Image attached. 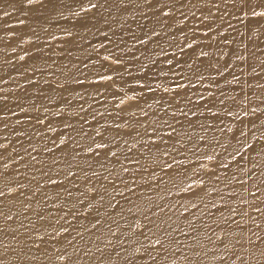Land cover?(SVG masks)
<instances>
[{
  "label": "bare ground",
  "instance_id": "obj_1",
  "mask_svg": "<svg viewBox=\"0 0 264 264\" xmlns=\"http://www.w3.org/2000/svg\"><path fill=\"white\" fill-rule=\"evenodd\" d=\"M89 3L98 7L81 11ZM216 4L225 8L220 0H0V264H152L145 247L152 251L157 238L156 264H264V154L233 160L232 133L205 131L199 111L171 115L177 92L182 101L201 92L208 99L207 91L229 97L227 107L245 124L253 117L241 106L264 109V19L241 15L239 4L221 19ZM193 40V49L184 47ZM187 64L199 66L204 85L215 76L219 86L205 90L192 79L196 88L171 89L173 76L188 84ZM214 111L224 116L222 106ZM164 120L185 142L168 157L161 153L174 141L152 134ZM224 123L244 126L232 117ZM93 140L117 156L105 158ZM172 156L183 163L162 167ZM69 166L75 177L66 175ZM61 225L68 231L56 236Z\"/></svg>",
  "mask_w": 264,
  "mask_h": 264
},
{
  "label": "snow or ice",
  "instance_id": "obj_2",
  "mask_svg": "<svg viewBox=\"0 0 264 264\" xmlns=\"http://www.w3.org/2000/svg\"><path fill=\"white\" fill-rule=\"evenodd\" d=\"M34 2H36V0H27L28 4H33ZM121 2H123V0H121ZM221 3L224 4L225 8L221 9L219 7V4H216L215 6L217 7V11L220 12L221 15V19H223L224 16H228L229 13L225 10L228 6H232V7H236L237 4H239V13L243 16H248L249 13L252 17H259L264 19V11H256L255 8H260V7H264V0H256L255 3H253V0H220ZM98 5L95 3H89L88 9L85 8H81V11L83 12H87L89 9H95L97 8ZM245 9H247V11H245ZM165 16H168L167 12L163 13ZM205 20H207V17H204ZM257 23H259V21H257ZM229 27H231V25H229ZM209 32L212 31L211 26L208 27ZM154 35H158V33H153ZM67 35H72L71 32L67 33ZM205 35H207V33H205ZM221 35H223V33H221ZM55 38V37H54ZM139 43H146L147 41L144 40H139ZM224 43L227 44L229 43V41H227L226 39L224 40ZM193 44H195V40H193L192 43L189 44H185L184 47L188 48V49H193ZM180 51L183 52L184 48H180ZM194 51V50H193ZM199 57H208L209 53L203 50H200L198 53ZM20 59H24L23 56L20 57ZM239 59H243V57H240ZM117 63H119V61H117ZM169 64L172 63V60L168 61ZM185 63H187V61H185ZM202 63V62H201ZM211 66V65H210ZM188 70L189 72L186 74H183L184 78H188V75L190 74L191 78L188 79V84H176V88H196L197 84L192 83V79H195L197 81V83L200 84L201 87L205 88V90L210 89V88H214V87H218V81L216 80L215 76L211 77V80L213 81V83H210L208 85H204L202 82L207 78L204 74H202L199 70V66H197L196 68H193V64H187ZM231 67L230 64H227V62L225 63L224 66V70L226 71L227 68ZM220 76H223L224 73L223 71L218 73ZM101 79H107V80H111L112 77L111 76H106V77H101ZM234 80H238L239 77L234 76L233 77ZM82 83V82H81ZM258 87H264V85H259ZM2 91V90H0ZM148 91H152L151 88L148 89ZM165 92H168L169 89H164ZM185 95H188V93H185ZM221 95L223 96V93H221ZM207 97L208 99L205 98V95L201 92L197 95V98L193 101L191 99L188 100H183L180 97V93H176L175 96L172 97V102L176 105V110L174 112L171 113L173 120L175 121L177 116H183L185 119L189 118V113L191 114V116L195 117L197 116V112L199 111V114L201 117L204 118L205 121H208L209 123L206 124H202L201 127L204 128L205 131H218L222 134H224L225 136L227 135V133H232L231 136V140H234L236 142L237 147L233 148V155H232V159L235 160V158L237 156H241L242 152H248L249 156H251L252 153H257L259 154H264V143H261L262 141H264V120H261V115H264V109L259 108V106H254L251 107L250 109L247 108V106H241V110L243 112V116L244 117H248L249 115H251L253 117L252 120L248 121V124L244 123V120L241 118V113L240 112H233L232 110H230L227 107L226 101L229 100V97H224L222 99L217 100L215 98V95L212 91H207ZM6 97L0 96V100H5ZM234 102V101H233ZM121 103H123V101H121ZM261 103H264V101H261ZM222 106L223 107V111H224V116L222 117L220 112L218 111H214V109L217 106ZM166 107H171V105H166ZM22 111H24V109H21ZM47 111V110H45ZM205 113H208L210 115H205ZM259 113V114H258ZM14 114V113H13ZM102 115V114H101ZM143 115L147 116L148 114L145 112L143 113ZM165 115H167V113H165ZM227 117H232L233 120H236L239 122L240 125H244L243 127H239L237 125H229L224 123V120ZM3 117L0 116V120H2ZM93 119H95V117H93ZM260 121V124H257V121ZM210 121H217L218 124H212L210 123ZM38 123L43 124V120H37ZM17 123H19V121H17ZM85 123H87V121H85ZM192 121L189 119V124H191ZM249 125L251 127H249ZM66 128H70L71 125L65 124L64 125ZM117 129L120 127L119 124H117L115 126ZM165 128L170 129V130H165ZM54 131V129H51ZM176 134V136L174 137L173 134ZM257 133H260L259 136H257ZM152 134L153 135H157L159 137V139L163 142V144L168 145L169 141L172 140L174 141V143L171 145V151L169 150H164L161 155L163 157H168L171 156L172 152H177L176 149V144H180L181 147L184 146V141L182 140V138H179V133H177V129L176 127H174L173 125L169 124L167 120L162 121V126H156L152 128ZM96 135H100L99 132L96 133ZM145 135H148V131L147 129H145ZM165 137H167L168 139H165ZM214 139H216V137H213ZM149 140H151V136H149ZM198 141H204L205 137L204 136H199L197 138ZM249 141H252V143H250ZM61 143H64V140L61 139ZM93 143L95 144V149H106L107 151L105 152V158L108 155H111L112 157H116L117 153L111 151V149L108 147L107 143H95V140H93ZM187 143H191L193 144V151H198L199 150V143L197 141H194L192 137L188 138ZM152 145L157 147V149H159V145L156 144L155 141H152ZM228 146H231L230 142L228 144ZM5 146L0 144V148H4ZM220 147L224 148L225 151H227V147L223 144L220 145ZM88 152H94L95 156H100V153L98 151H95L91 146H89L87 148ZM206 155V158L209 160L214 159V156L212 155ZM241 158L243 159L244 157L241 156ZM33 159H35V157H33ZM251 162V161H250ZM137 163H139L137 161ZM183 161L177 160L175 158V156H172V160L171 163L168 162H163L162 167L167 168V169H172L174 164H182ZM221 167L227 168L228 165L227 164H221ZM5 167H7V165H5ZM89 167H91L89 165ZM101 168H103V165H101ZM83 171V170H82ZM129 169L127 167L123 168V172H128ZM67 176H71V177H75V173L71 171V167L69 166V171L66 174ZM92 175L98 176L99 174L95 171L92 172ZM105 180L108 179L107 176L103 177ZM49 181L53 184H58L59 182L51 180V178L49 177ZM201 184L204 183L203 180L200 181ZM189 187H191V185H189ZM9 191H11V189H9ZM66 194L68 197L72 196V192L71 191H67L66 190ZM122 194V193H121ZM4 195L3 192H0V197H2ZM101 200H103V196H101ZM79 204H81V206L83 205V201H78ZM112 207H115V205H111ZM215 206V205H213ZM193 207H196L195 205H193ZM185 211H187V209H185ZM67 215H74L73 212H69ZM10 219V217H9ZM41 219H43V217H41ZM61 219L65 220V224H68L70 227V222L65 218V217H61ZM57 223H59V221H57ZM100 221L97 219L96 223L92 225L93 228H97V225H99ZM87 230V229H86ZM55 231V235L59 236L62 232H67L68 231V227H65L63 225H61V227L59 228L58 231ZM109 231H111V228H109ZM77 235H80L81 238H83V236L80 233H77ZM146 239H148L146 237ZM71 244V242H69ZM109 244L112 243V241L108 242ZM149 245L152 246V251H149L148 247H145V252L147 253V257L149 260L152 261V264H156V260H157V256L161 254V252L159 250H157L155 248L156 245H160L161 249L163 248L162 245V241L157 238L154 240H149ZM108 245H105V247H107ZM98 252H101L103 254V250L100 248L96 249ZM66 249L64 250V252H61L59 255L56 256L57 260H64L65 259V253H66ZM75 251H79V249H75ZM123 251V249H122ZM135 252H139L140 248H136L134 249ZM156 251L157 255H153L152 252ZM91 252V251H90ZM89 252V253H90ZM87 254V253H85Z\"/></svg>",
  "mask_w": 264,
  "mask_h": 264
},
{
  "label": "rangeland",
  "instance_id": "obj_3",
  "mask_svg": "<svg viewBox=\"0 0 264 264\" xmlns=\"http://www.w3.org/2000/svg\"><path fill=\"white\" fill-rule=\"evenodd\" d=\"M109 57V55H105V56H103V60L106 62V60H112V62H116V64H118L117 63V61H115L114 60V58L115 57H113V58H109L108 59V57ZM112 57V56H111ZM116 60H118V59H116ZM119 61V60H118ZM111 62V61H110ZM110 62H109V64H110ZM111 62V63H112ZM106 63H108V61L106 62ZM115 64V63H114ZM113 63L111 64V65H114ZM96 81V83H98V82H100V81H102V79L101 78H95V79H93V82H95ZM105 81H107V79H105ZM176 84H181V82H180V80H179V78H178V76H173L171 79H170V84H169V87L171 88V89H178V88H176L175 86H176ZM143 86L144 84L143 83H141L140 84V86ZM173 87V88H172ZM133 96H134V98H133ZM133 96H132V98L131 99H133V100H135L136 99V94L134 95L133 94ZM121 101V100H120ZM125 101H123V103H124ZM121 103V102H120Z\"/></svg>",
  "mask_w": 264,
  "mask_h": 264
}]
</instances>
